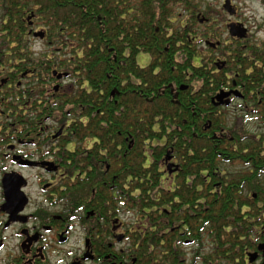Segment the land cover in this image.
<instances>
[{"label": "trees", "instance_id": "1", "mask_svg": "<svg viewBox=\"0 0 264 264\" xmlns=\"http://www.w3.org/2000/svg\"><path fill=\"white\" fill-rule=\"evenodd\" d=\"M2 1L3 20L10 16L22 33L24 13L33 12L29 18L51 43L37 55L29 48L27 58L29 96L43 101L34 105L65 122L66 136L76 142L74 152L56 154L70 162L55 193L107 217L130 211L141 264H188L185 240L196 242L194 255L204 264H248L247 253L264 241V131L250 134L244 114L264 124V49L238 39L221 43L209 17L201 30L175 29L182 43L175 47L165 20L178 1L189 15L200 11L191 0H139L138 8L134 0ZM203 40L220 42L215 50L226 61L220 71L213 63L220 57L198 52ZM54 42L65 58L58 64ZM139 51L152 56L149 65L136 63ZM12 53L25 57L20 46ZM52 69L71 71L70 92L66 87L50 96ZM234 81L243 113L230 126L232 114L214 106L212 97ZM14 118L15 126L24 123L23 115ZM207 239L208 251L200 254Z\"/></svg>", "mask_w": 264, "mask_h": 264}, {"label": "flooded vegetation", "instance_id": "2", "mask_svg": "<svg viewBox=\"0 0 264 264\" xmlns=\"http://www.w3.org/2000/svg\"><path fill=\"white\" fill-rule=\"evenodd\" d=\"M138 2L139 0H134L135 8L139 7ZM5 3L0 0V117H5L6 120L2 121L0 125V134H2L0 141L3 144V150H0V160L10 161L15 169L5 171L7 169L5 164L0 167V264H141L139 228L135 227L136 224L131 225L134 219L120 218L119 212H116L117 215L107 217L96 214L93 209L83 210L84 207L63 200L55 193L56 188L62 189L60 187L68 177L65 163L69 164L70 162L59 161L56 154H59L63 149L74 152L76 142L73 140L74 138L66 136L67 125L65 122L61 124L51 114L43 115L42 111L38 110V106L34 105L35 101L37 103L43 101L31 99L29 96V82L33 68L28 67L27 58L29 48L33 55L38 54L33 51L35 40H38L43 48L47 46V43H51L47 42L44 28L36 26L35 19L29 18L33 12L29 14L26 11L24 13L25 24L22 26V30L20 29L22 33H19L17 26H14V21L10 20V16L6 14L5 20H3L1 8ZM174 4L182 6L184 10L179 12L176 17L172 15L171 18H166L164 29L168 34H166V38L175 41V47H179L182 43H179L178 37L174 36L175 29L183 30L187 26L195 28L203 25L209 19L201 11L189 15L179 1ZM121 7H124V3ZM228 24H225L226 27ZM155 30L158 31L159 28L156 27ZM35 32H41L42 36H35ZM247 32L246 29L245 38ZM12 33L18 37L21 36L19 41H17L18 38H14ZM207 41L209 40H203V43L206 44ZM18 46L22 49L24 58H13L12 50ZM52 47V49H56L54 59L57 64L65 60L60 55L59 43L54 42ZM152 60L150 55L148 65ZM213 63L216 66V71H220L226 65V61L220 58L215 59ZM70 73L71 71L67 70H51V75L54 78L50 84L53 91L50 94L52 98L56 94L60 96L66 93V87H69L67 90L70 92L72 87ZM232 86V89L236 88L241 93V86L237 85L235 81L232 82ZM187 87L188 85L181 84L179 89ZM171 92H175V96L177 90ZM225 99L230 102L233 99H238L241 103L243 95L241 93L240 96H234L231 93ZM40 113L41 117L38 115ZM14 114L23 115L24 123L15 126ZM32 122L35 123L36 128H30L29 123ZM14 156H20L21 160H13ZM22 160L36 163H20ZM42 162H52V170H47V165H43ZM26 169L38 170L33 177L41 188L44 198V202L35 203L31 211H29L31 202L25 193L30 182L21 171ZM11 172H16L24 178L25 184L21 189L27 197V202L14 218H10V214L3 210L5 198L2 180L4 175ZM76 174V171H71L69 177L74 178ZM53 208L59 209L50 211ZM135 231L136 233H134ZM182 246L188 264L191 260V264H204L200 256L194 255V249L197 247L194 240H185ZM167 253V256L171 255L170 252ZM202 253L200 251V254ZM258 257L264 259V255L259 252ZM245 261L248 263L247 256ZM155 262L156 259L152 261V263Z\"/></svg>", "mask_w": 264, "mask_h": 264}, {"label": "rangeland", "instance_id": "3", "mask_svg": "<svg viewBox=\"0 0 264 264\" xmlns=\"http://www.w3.org/2000/svg\"><path fill=\"white\" fill-rule=\"evenodd\" d=\"M192 2H197L199 9L201 12H203L204 16L209 17L211 22H209V25H212L218 29V38H220V42L229 43L231 42V37L229 36L227 32L226 23L230 22H241L247 29V36L245 39L240 40V45L245 46L247 45L249 48L253 47L255 49H264V0H230V3L232 7L235 9V14L230 15L228 14L222 7L225 0H191ZM184 8L182 6H175L174 12L172 15L176 17L179 12H182ZM186 11V10H185ZM201 28V26H200ZM211 42L215 43V41L210 40ZM33 51L39 52L42 50L43 46L38 42V40H35L33 42ZM32 47V46H31ZM247 47V48H248ZM198 52L201 56H206L210 54V58H216L220 57L221 60L223 58L219 54L222 50L219 48L217 50L214 49L213 52L210 51L209 46H207L205 43L201 42L198 46ZM248 50V49H246ZM244 48H242V52L246 51ZM136 61L141 66L144 67L148 65L150 61V55L147 52L139 51L136 54ZM194 62H197V59L194 60ZM240 100L233 99L231 102H229L228 105H225L224 107L228 108V111L231 115V118L228 121V124L231 126L236 121L234 119L235 116L241 115L243 113L242 111H239V105ZM223 106V105H221ZM245 117V127L247 131L251 133H257L264 131V124L263 121L256 117L253 114H244ZM5 120V117H0V125L1 122ZM6 121V120H5ZM10 121V120H8ZM2 137V134H0V139ZM0 150H3V144L0 141ZM6 161V160H5ZM0 160V167L5 164L6 170L10 171L12 169H15L14 166L10 164V161ZM171 161L170 163H173ZM170 165V164H169ZM168 165V172L172 173L174 171L173 166L169 167ZM236 168V167H234ZM24 177H26L30 184L25 189V193L29 197V201L31 202V205L29 206V211H31L35 203L37 202H44L43 193L41 191V188L39 185H37L34 176V173L38 170L34 169H26L21 170ZM1 196V195H0ZM1 198V197H0ZM59 208H53L50 211H57ZM118 216L123 219H133V214L130 211H125L124 209H121L119 211ZM209 239H207L204 243V249L203 253L208 251L209 247ZM189 250V249H188ZM254 250H250L249 252H253ZM264 262V259L259 258L258 256L248 264H261ZM201 264V263H198Z\"/></svg>", "mask_w": 264, "mask_h": 264}, {"label": "water", "instance_id": "4", "mask_svg": "<svg viewBox=\"0 0 264 264\" xmlns=\"http://www.w3.org/2000/svg\"><path fill=\"white\" fill-rule=\"evenodd\" d=\"M223 9L230 15L235 14V9L232 7L230 0H225L223 5ZM228 28V33L231 37H236V38H244L246 35V28L241 24V23H234L230 22L227 25ZM35 36H42L41 32H35ZM207 45L210 47H215L218 42L212 43L207 41ZM222 65H224V62H222ZM64 75H66L64 73ZM234 94L235 96H240V93L236 90H229V91H224L221 90L218 94L215 95V97L212 99V103L214 105H219V104H227L228 101L224 100V98H227L230 94ZM21 160L20 156H14L13 160ZM20 163H27V164H35L36 162H31L27 160H22ZM43 165H47V170H52L51 165H53L52 162H42ZM50 166V167H49ZM171 164L169 165V167ZM25 184V180L22 177V175L16 173V172H11L6 175H4L3 180H2V186H3V193H4V198L5 202L3 204V210L8 212L10 214V218H14L15 215L22 210L24 204L27 202V197L25 196L24 192L22 191L21 187ZM257 251H260L262 255H264V242L260 243L257 246ZM252 252L248 253V260L249 262H252L257 256L258 252Z\"/></svg>", "mask_w": 264, "mask_h": 264}]
</instances>
